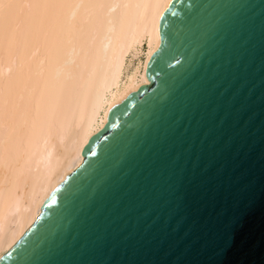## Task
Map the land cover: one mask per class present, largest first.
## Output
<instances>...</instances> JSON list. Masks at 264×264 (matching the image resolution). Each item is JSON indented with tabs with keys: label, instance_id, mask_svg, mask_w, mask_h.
Wrapping results in <instances>:
<instances>
[{
	"label": "water",
	"instance_id": "water-1",
	"mask_svg": "<svg viewBox=\"0 0 264 264\" xmlns=\"http://www.w3.org/2000/svg\"><path fill=\"white\" fill-rule=\"evenodd\" d=\"M163 28L0 264H264V0H173Z\"/></svg>",
	"mask_w": 264,
	"mask_h": 264
},
{
	"label": "bare ground",
	"instance_id": "bare-ground-1",
	"mask_svg": "<svg viewBox=\"0 0 264 264\" xmlns=\"http://www.w3.org/2000/svg\"><path fill=\"white\" fill-rule=\"evenodd\" d=\"M173 0H0V258L126 94Z\"/></svg>",
	"mask_w": 264,
	"mask_h": 264
}]
</instances>
